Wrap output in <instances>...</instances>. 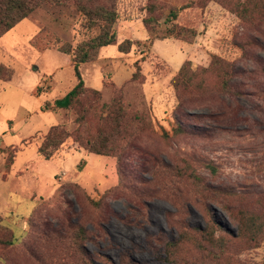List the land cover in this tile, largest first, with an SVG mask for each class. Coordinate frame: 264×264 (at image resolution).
<instances>
[{
  "label": "rangeland",
  "instance_id": "374dc122",
  "mask_svg": "<svg viewBox=\"0 0 264 264\" xmlns=\"http://www.w3.org/2000/svg\"><path fill=\"white\" fill-rule=\"evenodd\" d=\"M115 5V43L80 65L101 99L88 94L48 118L43 103L75 84L72 61L58 50L86 39L77 6L44 4L0 38V66L14 77L0 82V238H16L1 245L0 264H264V240L251 247L234 238L237 211L264 212V17L244 21L216 0ZM149 17L156 19L151 27ZM172 25L197 36L167 37ZM127 40L130 52H119ZM214 56L230 65L229 90L201 74L205 91L179 98L173 79L184 63L200 72ZM115 97L138 118L122 124L118 158L72 141L53 160L37 153L49 128L74 131L76 112L94 105L99 114ZM210 228L223 246L197 231Z\"/></svg>",
  "mask_w": 264,
  "mask_h": 264
},
{
  "label": "trees",
  "instance_id": "16d2710c",
  "mask_svg": "<svg viewBox=\"0 0 264 264\" xmlns=\"http://www.w3.org/2000/svg\"><path fill=\"white\" fill-rule=\"evenodd\" d=\"M109 1V5H103L97 4L93 0H0V38L47 3L61 6L73 2L82 16V29L86 39L82 42H77L75 46L68 44L58 50L70 57L74 68L76 85L64 97L56 99L52 104H47L46 109L53 111L69 110L80 98L88 94L96 99H101L99 90L86 86L80 65L92 62L97 57L98 51L114 44L116 41L114 25L119 20V12L116 9V0ZM206 1L212 0H199V3L202 2L204 4ZM216 1H220L244 21H250L255 15L264 17V0ZM150 12H153L152 7H150ZM171 15L173 18L177 17L176 9L171 10ZM155 22L156 19L153 17L145 18L144 20L148 27H151ZM196 36V30L178 27L177 25H172L167 30V37H175L188 42L192 41ZM131 47L132 42L127 40L119 45V52L127 54L130 52ZM190 65L189 61L185 62L178 75L173 79V86L178 92L179 98H181L182 93L194 89L205 91L206 88H204L203 84L197 82V77L201 74L213 75L223 91L229 90L232 71H230V65L223 59L214 56L210 65L206 68H201L200 72L192 71ZM3 71H8V75L5 78L1 76ZM12 77L13 71H10L5 66H0V80L7 82ZM133 78L137 79V74H134ZM96 110L94 105H89L82 112H76L74 131L68 130L63 124L52 126L39 142L37 153L45 160H53L55 155L72 141L73 144L78 145L89 154L118 158L123 152L118 150L115 141L123 133L124 125L122 124L126 120L134 122L138 118H132L124 110L120 97H115L109 104H103L99 114L95 113ZM17 152L15 148H12L10 152V157L7 161L10 170L15 163ZM73 187L78 188L79 185L74 183ZM234 218L239 228L237 236L234 237L236 240H244L251 247H257L263 242L264 212L253 214L240 210L236 212ZM0 226H2L1 216ZM197 231L205 236L206 242L210 245L217 247L220 244L223 246L222 242L224 240L216 238L217 232L214 228L209 230L198 229ZM83 236L84 229L80 228L76 234V240L83 238ZM12 238L10 240L0 238V247L1 245L14 244L13 241L16 238L13 234ZM176 246L177 244L175 243L169 244V248H176Z\"/></svg>",
  "mask_w": 264,
  "mask_h": 264
},
{
  "label": "crops",
  "instance_id": "0c3cea01",
  "mask_svg": "<svg viewBox=\"0 0 264 264\" xmlns=\"http://www.w3.org/2000/svg\"><path fill=\"white\" fill-rule=\"evenodd\" d=\"M67 56H68V55H67ZM80 68H81V66H80ZM71 69H73V71H74V68H73L72 63H71ZM13 79H14V77H12V79H11L10 81L5 82V81L0 80V82L6 83V84H10L11 82H13ZM39 83H40V82H39ZM39 83L37 84L36 89H37ZM75 85H76V78H75V84H74V86H75ZM74 86H73V87H74ZM73 87H72V88H73ZM72 88H71V89H72ZM71 89H70V90H71ZM70 90H69V91H70ZM48 93H49V91L43 93L42 96H43L44 94H48ZM65 95H66V94H65ZM53 102H54V100L51 101V102H50V101L45 102V103H43V106L46 107L47 104H52ZM41 110H42V107L40 108V111H41ZM53 112H55V111H52V110H50V109H47L46 112H42V113H43L44 117L46 116V117L48 118V117H50L51 114H53ZM49 129H50V128H49ZM11 131H12V130H11ZM39 133H41V132H39ZM0 174H2V173H0ZM4 175H6V174H3V176H4ZM6 176H7V175H6ZM6 179H8V178H7V177H6L5 179L3 178V181H6ZM7 194H8V193H7Z\"/></svg>",
  "mask_w": 264,
  "mask_h": 264
}]
</instances>
